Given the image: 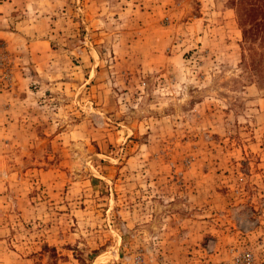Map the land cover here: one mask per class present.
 <instances>
[{"label": "rangeland", "instance_id": "obj_1", "mask_svg": "<svg viewBox=\"0 0 264 264\" xmlns=\"http://www.w3.org/2000/svg\"><path fill=\"white\" fill-rule=\"evenodd\" d=\"M2 1L0 264H264L248 0Z\"/></svg>", "mask_w": 264, "mask_h": 264}, {"label": "trees", "instance_id": "obj_2", "mask_svg": "<svg viewBox=\"0 0 264 264\" xmlns=\"http://www.w3.org/2000/svg\"><path fill=\"white\" fill-rule=\"evenodd\" d=\"M243 38H258L264 42V0H248V25L242 29Z\"/></svg>", "mask_w": 264, "mask_h": 264}, {"label": "crops", "instance_id": "obj_3", "mask_svg": "<svg viewBox=\"0 0 264 264\" xmlns=\"http://www.w3.org/2000/svg\"><path fill=\"white\" fill-rule=\"evenodd\" d=\"M4 2L6 3V2H7V0H6V1H2V3H3V4H2V6H3V7L5 6V8H4V9H6L8 6L6 7V4H5Z\"/></svg>", "mask_w": 264, "mask_h": 264}]
</instances>
